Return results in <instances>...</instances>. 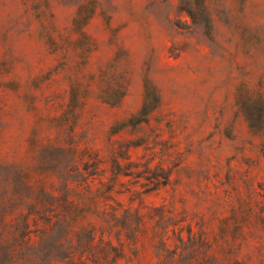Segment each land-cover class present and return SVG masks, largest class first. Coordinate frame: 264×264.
I'll use <instances>...</instances> for the list:
<instances>
[{
  "label": "rangeland",
  "instance_id": "1",
  "mask_svg": "<svg viewBox=\"0 0 264 264\" xmlns=\"http://www.w3.org/2000/svg\"><path fill=\"white\" fill-rule=\"evenodd\" d=\"M25 215L54 264H264V0H0V264Z\"/></svg>",
  "mask_w": 264,
  "mask_h": 264
},
{
  "label": "trees",
  "instance_id": "2",
  "mask_svg": "<svg viewBox=\"0 0 264 264\" xmlns=\"http://www.w3.org/2000/svg\"><path fill=\"white\" fill-rule=\"evenodd\" d=\"M44 219L50 222L48 216H43ZM40 217V218H43ZM31 216L25 215L22 218L23 228H17L16 230H9V234L13 235L12 239L7 245L3 247L5 251L10 255V261L12 264H18V260L21 259L22 264H54L55 257L58 256V251L65 245L62 242V235L68 233L67 230L59 235L53 227H44L37 231L39 239H35L30 226ZM37 222V219H34ZM20 230V232H18ZM3 232L0 236H3ZM18 246H22L25 250L19 251ZM70 254V248H68Z\"/></svg>",
  "mask_w": 264,
  "mask_h": 264
}]
</instances>
